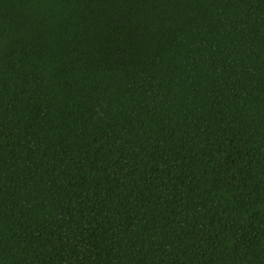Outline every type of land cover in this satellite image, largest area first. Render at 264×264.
I'll return each instance as SVG.
<instances>
[{
  "label": "trees",
  "instance_id": "trees-1",
  "mask_svg": "<svg viewBox=\"0 0 264 264\" xmlns=\"http://www.w3.org/2000/svg\"><path fill=\"white\" fill-rule=\"evenodd\" d=\"M0 264H264V0H0Z\"/></svg>",
  "mask_w": 264,
  "mask_h": 264
}]
</instances>
